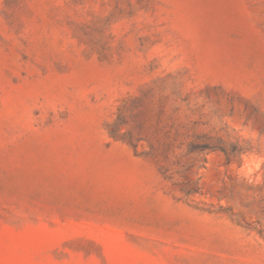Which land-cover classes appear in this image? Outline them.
<instances>
[{
  "label": "rangeland",
  "instance_id": "1",
  "mask_svg": "<svg viewBox=\"0 0 264 264\" xmlns=\"http://www.w3.org/2000/svg\"><path fill=\"white\" fill-rule=\"evenodd\" d=\"M0 264H264V0H0Z\"/></svg>",
  "mask_w": 264,
  "mask_h": 264
}]
</instances>
